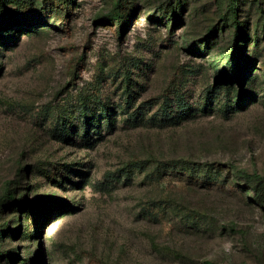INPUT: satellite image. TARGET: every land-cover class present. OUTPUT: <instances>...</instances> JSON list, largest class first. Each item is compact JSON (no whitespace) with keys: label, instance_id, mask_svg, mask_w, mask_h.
Instances as JSON below:
<instances>
[{"label":"rangeland","instance_id":"obj_1","mask_svg":"<svg viewBox=\"0 0 264 264\" xmlns=\"http://www.w3.org/2000/svg\"><path fill=\"white\" fill-rule=\"evenodd\" d=\"M34 1L0 0V264H264V0L239 43L226 0ZM82 104L101 132L62 140Z\"/></svg>","mask_w":264,"mask_h":264},{"label":"trees","instance_id":"obj_2","mask_svg":"<svg viewBox=\"0 0 264 264\" xmlns=\"http://www.w3.org/2000/svg\"><path fill=\"white\" fill-rule=\"evenodd\" d=\"M180 1V0H179ZM13 2L16 3V6H15V11L18 12L23 9H28V8H32L36 5V2L34 0H13ZM25 2V3H24ZM64 2H68L69 3V0H64ZM226 9H225V13H226V24H227V21L229 19H231V22H232V25H237V31L236 33L234 34L235 35V42H240V39L243 38V35H244V31L242 30L243 27L239 26L240 22L237 20V14H238V2L237 0H226ZM178 9H180V6L176 7V9H174L171 13H170V16H165V20L166 21H170V22H176V18L178 17L180 11H178ZM175 11H178L175 13ZM118 16V18L120 19V16L118 14H116ZM118 18H114L117 20V22L120 24L122 23ZM225 24V25H226ZM224 28V27H223ZM223 31V30H222ZM120 32H122L120 30ZM216 33L213 31L211 32V35H210V38H214L216 37L215 35ZM226 53V52H225ZM225 56L227 57V60L225 62V65L224 67H222L221 69L217 70L218 72V77H217V80L216 82L219 83L218 85H215L214 87H212L214 90V92H219L221 90H223L224 94L226 95V97L228 96V93L229 92H232L233 90L231 88H233L234 86L232 85L231 81L229 80V77H228V74L227 73H233L234 72V62L236 60V53L233 51V52H229V54H225ZM245 56L244 54L243 55H239V57H243ZM244 58H247L246 56ZM235 73H239V69L237 71H235ZM228 81V84L225 85V84H220V83H223L224 81ZM243 80H244V77L240 75H238V78H237V86L238 87H242L243 86ZM234 93V96L235 98L239 99V97H236L237 95V90L234 89L233 91ZM182 96H180L178 99H175V106L178 107V112L176 113V115H172V111H168V108L167 107H170L171 104L170 103H164V105L166 107H164V113H163V117L160 118L162 119V121L167 124V123H173L175 120L177 121H180L182 119H184L185 117H187V115H189L192 110H190V107H185L184 106V102L182 101ZM240 100V99H239ZM242 101V99H241ZM174 105V104H173ZM106 107H107V104H105V107H101V116L102 117H99L98 119L100 118H106L108 117V114L106 112ZM223 110L226 111L227 110V105L224 104L223 105ZM206 109V106L203 107V110ZM96 110H93L92 108H90L89 105L87 104H82L80 106L79 109H77L75 112V114H78V117L77 119H75V121H72V124L70 127L66 126V124L62 121H59L56 120V123H55V131L54 133L58 134L59 137H61L62 140H71V137L73 136H77L78 135V128H80L79 130H83V133L81 134L82 138H88L89 137V133H88V128H92V132L94 135H99V133L101 132L103 126L102 124H100V121L97 119L96 122L93 121V118L95 117L94 116V112ZM109 118H107L108 120ZM134 121H136V118H134ZM75 122V123H74ZM108 122V121H107ZM112 119H110V121L108 122V125H111L112 124ZM178 163V166L180 167L181 171L182 172H188V175L191 177V178H194V177H199V172L201 171L200 167L196 164V163H189V162H184V161H179L177 162ZM230 168H232V166H229ZM208 171H206L205 173L203 172L202 176L200 178H202V181L205 182L206 179H211L210 176H208V174H206ZM239 175L240 177H243L245 179H247V184H249L250 182H254V181H258V178L255 177V176H252L250 174H248L247 172L245 171H241L239 172ZM195 178V179H196ZM260 179V178H259ZM258 185L260 184H257L253 191L255 194L257 191V187ZM251 188V186H248L245 188V192H247L249 189ZM262 190H264V186H262ZM6 198L7 200L8 199H12V195L10 193H6ZM259 196V194H258ZM197 217H188L186 219L187 223H192V224H195V222H197ZM232 228V226L230 227V229ZM205 264H215L213 262H205Z\"/></svg>","mask_w":264,"mask_h":264}]
</instances>
